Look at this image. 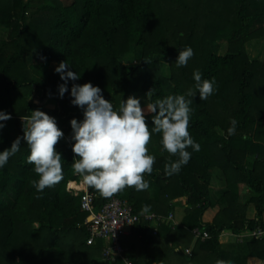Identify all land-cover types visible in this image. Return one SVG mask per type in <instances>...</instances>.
<instances>
[{"label": "trees", "instance_id": "16d2710c", "mask_svg": "<svg viewBox=\"0 0 264 264\" xmlns=\"http://www.w3.org/2000/svg\"><path fill=\"white\" fill-rule=\"evenodd\" d=\"M222 40L229 44L225 55L217 50ZM262 40L264 0H0V110L11 115L0 129V151L23 136L25 118L34 110L54 117L64 133L55 146L64 162L59 183L37 190L33 181L39 177L23 139L20 151L0 168V264H123L103 261L108 240L87 245L88 215L80 210V196L67 191L69 182L80 180L71 165L69 122H79L83 113L68 93L58 98L63 81L49 69L62 61L80 75L69 81V90L73 83L90 82L114 110L129 96L139 98L143 109L168 95L186 94L194 87V70L215 80L213 95L206 100L197 95L190 105L189 132L201 147L187 149L191 159L179 173L167 174L166 165L178 157L152 132L147 148L155 163L144 174L147 190L125 187L105 198L87 189L96 195V208L117 197L136 215L166 217L175 200L186 199L180 225L163 223L152 236L151 225L141 222L121 239L132 264H240L232 257L237 243L221 249L218 238L224 230L233 235L264 230V57L251 59L245 50ZM186 46L194 55L177 67L178 52ZM152 118L146 115L150 132ZM233 119L239 126L228 136ZM216 185L220 190L213 192ZM209 210L215 211L210 223L203 221ZM194 228L209 239L193 240ZM192 242V252L183 256L179 249ZM241 251L264 260V238L251 237Z\"/></svg>", "mask_w": 264, "mask_h": 264}, {"label": "clouds", "instance_id": "9594fccd", "mask_svg": "<svg viewBox=\"0 0 264 264\" xmlns=\"http://www.w3.org/2000/svg\"><path fill=\"white\" fill-rule=\"evenodd\" d=\"M193 55V49L186 46L178 52L174 63L177 67L187 66ZM70 69L66 61L54 68L63 81L57 86L58 98L63 99L68 93L71 104L83 113L79 122L76 119L69 122L71 151L75 154L71 165L84 184L95 188L105 198L125 187H134L137 191L148 189L149 183L144 174H151L155 163V157L148 154L147 148L152 132L161 134L163 149L178 157L166 165L168 175L179 173L182 166L189 162V147L200 151V144L189 132L190 105L197 95L200 100L213 95L214 79H204L199 70H194V87L186 94L168 95L143 109L139 98L129 96L126 101L120 102L118 110H114L112 102L103 98L102 90L90 82L83 85L73 83L69 90V81L80 79V75ZM147 114L153 117L151 132L146 123ZM10 119V114L0 110V129ZM25 120L23 136L17 137L10 148L0 151V168L20 151L23 139L29 148L28 163L33 165V171L39 177L33 185L42 192L63 179L64 162L55 146L64 133L56 119L41 110L31 111V116ZM230 123L227 135L234 136L239 125L234 119ZM143 211L148 212L149 206L145 205Z\"/></svg>", "mask_w": 264, "mask_h": 264}, {"label": "built area", "instance_id": "2783aa9c", "mask_svg": "<svg viewBox=\"0 0 264 264\" xmlns=\"http://www.w3.org/2000/svg\"><path fill=\"white\" fill-rule=\"evenodd\" d=\"M71 184L77 187H71ZM87 188L82 177L78 182L74 181L67 184V191L70 194L80 196V210L91 217L90 221H85L88 233L87 245H93L96 241H109V244L102 250V259L105 262L121 261L123 264H132L126 257L127 249L122 246L121 239L128 236L135 225L141 222L149 223L152 236H157L158 228L163 223H172V226H175L172 213L166 217L154 213L136 215L133 207L127 201L117 197L109 199L102 207L96 208V195L89 193ZM191 234L193 240L204 241L209 239L208 233L199 228H194ZM250 236L253 239H263L264 230L258 228ZM190 253L189 248L184 250L186 256H189Z\"/></svg>", "mask_w": 264, "mask_h": 264}, {"label": "crops", "instance_id": "0c3cea01", "mask_svg": "<svg viewBox=\"0 0 264 264\" xmlns=\"http://www.w3.org/2000/svg\"><path fill=\"white\" fill-rule=\"evenodd\" d=\"M75 187L77 186L75 185ZM185 201H186L185 198L175 200V204H174L175 209L171 213L174 215L176 226L180 225V222L182 221L183 214H184ZM214 215H215L214 210L207 211L203 215V221L210 223L213 220ZM248 217L253 218V214L251 211L248 212ZM150 233H151V230H150ZM248 240H251V236L249 232L241 233L239 235H233L230 230H224L218 238V244L221 249L231 250L232 247L235 246V242H236L237 243L236 250L238 249V251L236 254H232V257L239 259L240 264H264V260H259L256 258L248 257L247 255H243L241 251V247L244 246ZM193 247H194V243L192 242L191 245L187 248H189L190 252H192ZM179 251H181L182 253V249H179ZM182 255L186 256L184 253H182ZM227 264H232V263L229 262Z\"/></svg>", "mask_w": 264, "mask_h": 264}, {"label": "rangeland", "instance_id": "374dc122", "mask_svg": "<svg viewBox=\"0 0 264 264\" xmlns=\"http://www.w3.org/2000/svg\"><path fill=\"white\" fill-rule=\"evenodd\" d=\"M228 45H229L228 42L225 40H222L219 43H217V50H218L220 55L227 54ZM245 50L247 51V53L251 59H257L259 61H262L263 57H264V41L263 40L262 41H253L251 43H248L245 45ZM160 60L165 61L163 58H160ZM135 61H136V59H135ZM135 61H132V63ZM165 67H167V66H165ZM54 68H55V65L50 66L49 73L54 71ZM164 71H165V73L168 72L166 70V68H164ZM32 99H33L32 101H34V103L37 102L35 100L36 99L35 94H33ZM51 106H52L51 103H48L45 105L46 108H52ZM215 190H220L217 185L215 187H213V189H212L213 192H215ZM182 253H184L183 250H182Z\"/></svg>", "mask_w": 264, "mask_h": 264}, {"label": "water", "instance_id": "95a60500", "mask_svg": "<svg viewBox=\"0 0 264 264\" xmlns=\"http://www.w3.org/2000/svg\"><path fill=\"white\" fill-rule=\"evenodd\" d=\"M90 220H91V217H88V218H87V221H90Z\"/></svg>", "mask_w": 264, "mask_h": 264}, {"label": "bare ground", "instance_id": "6f19581e", "mask_svg": "<svg viewBox=\"0 0 264 264\" xmlns=\"http://www.w3.org/2000/svg\"><path fill=\"white\" fill-rule=\"evenodd\" d=\"M71 187H75V185L74 184H71Z\"/></svg>", "mask_w": 264, "mask_h": 264}]
</instances>
